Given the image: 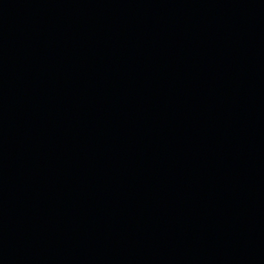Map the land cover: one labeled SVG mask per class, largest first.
<instances>
[{"label": "water", "instance_id": "1", "mask_svg": "<svg viewBox=\"0 0 264 264\" xmlns=\"http://www.w3.org/2000/svg\"><path fill=\"white\" fill-rule=\"evenodd\" d=\"M0 264H264V0H0Z\"/></svg>", "mask_w": 264, "mask_h": 264}]
</instances>
